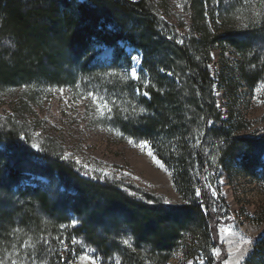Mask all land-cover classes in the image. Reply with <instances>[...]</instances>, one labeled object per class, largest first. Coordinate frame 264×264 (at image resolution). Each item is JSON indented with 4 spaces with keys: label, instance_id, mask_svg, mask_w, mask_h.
<instances>
[{
    "label": "trees",
    "instance_id": "obj_1",
    "mask_svg": "<svg viewBox=\"0 0 264 264\" xmlns=\"http://www.w3.org/2000/svg\"><path fill=\"white\" fill-rule=\"evenodd\" d=\"M259 2L264 5V0ZM184 3L189 31L176 39L174 31L172 34L155 27V0H0L1 90L31 83L42 90L62 87L69 69L85 72L94 42L115 50L117 43L126 39L140 51L142 73L150 83L149 98H141V102L149 113L138 127L129 129L135 132L133 135L143 136L158 160L170 170L180 199L179 205L172 206L130 198L114 186L74 170L47 150L35 153L54 165L50 171L62 179L64 189L71 187L75 195H58L53 204L41 190L27 188L22 192L17 189L20 164L7 167L20 151H34L21 135L11 131L5 134V146L0 150V191L8 196L4 204L14 207L3 210L0 201V255L13 243L19 245L29 237L36 246L33 256L47 264H62L63 256L54 248L53 237L58 234V217L66 219L70 210L69 214L79 218V226L70 236L87 242L102 262L116 259L119 264H168L178 251L183 256L181 264L199 253L206 257L207 264H223L226 254L218 231L231 222V215L224 203L214 198L207 183L206 140L200 139L197 146L194 141L196 135L202 134L210 141L222 137L228 148L224 158L230 162L235 161L237 150L245 148V158L249 160L243 159L241 164L250 175L255 160L248 154L253 148L264 149V133L230 136L233 123L222 120L212 103L209 50L215 44L228 45L244 57L250 43L264 38V17L256 19V25L245 32L239 43L224 18H213L214 12L210 14L212 30L205 25L204 2ZM195 24L201 27L196 32ZM108 26L112 30H107ZM258 56L251 63L243 60L237 69L251 90L258 82L264 85V51L256 61ZM169 67L180 71L188 91H179L182 86L176 78H169ZM73 77L76 78L68 76ZM16 195L29 196V202L15 208ZM17 228L22 231L13 232ZM125 241L128 246L123 245ZM210 249L219 254L210 256ZM244 264H264V236L256 239Z\"/></svg>",
    "mask_w": 264,
    "mask_h": 264
},
{
    "label": "rangeland",
    "instance_id": "obj_2",
    "mask_svg": "<svg viewBox=\"0 0 264 264\" xmlns=\"http://www.w3.org/2000/svg\"><path fill=\"white\" fill-rule=\"evenodd\" d=\"M201 1L207 6L205 25L212 30V19L219 16L224 18L227 29L235 32L239 43L244 40L245 32L256 25V19L264 17V5L259 0ZM184 2L186 0H155V27L175 33L173 37L176 39L179 34L187 33L189 16ZM211 12H214L213 18ZM163 23L169 28L165 29ZM200 28L199 24H195L193 31ZM107 30H112V26H108ZM246 48L244 57L228 45L215 44L209 50L212 103L222 120L233 123L230 129V136L233 138L264 133V85L258 82L251 90L237 73L238 65L243 60L251 63L255 55H259L256 61L259 60L264 51V38L253 41ZM90 49L93 56L85 72L75 73L69 69L66 75L76 78L69 79L66 76L62 79L65 83L60 88L42 90L31 83L0 89V150L5 146V134L15 131L34 151H20L7 167L12 168L15 162L21 166L17 189L22 192L27 188L41 190L53 204L57 202L58 195H75L71 187L64 189L62 179L50 171L54 165L35 153L36 150H47L74 170L82 172L88 178H96L114 186L130 198L179 205L180 199L172 183V173L160 160L163 167L148 155L151 151L155 156L149 142V147L142 148L141 142L147 140L143 136L133 135L135 132L129 129L138 127V122L149 113L141 102V98H149L143 93L150 83L142 73L140 51L126 39L120 40L115 50L97 42ZM133 68L139 79L131 75ZM250 68L254 69L252 65ZM169 69V78H176L182 86L179 91L187 90L180 71L174 67ZM89 93L98 98L96 102ZM182 96L185 94L182 93ZM27 102L30 103L26 105ZM104 103L111 111L98 107ZM140 109L145 111L141 112ZM221 138L210 141L203 134L196 135L194 145L197 146L200 139L206 140L204 143L209 151L207 183L212 194L215 193L214 198L222 201L231 215V222L218 231L226 254L223 264H237L241 252L247 249L241 262L244 264L256 239L264 236V149L253 148L249 152L248 158L255 160L252 174L249 175L241 164L242 161L249 160L245 158L246 149H239L240 152L237 150L235 161L230 162L224 158L228 148L226 141ZM130 140L133 143H129ZM33 144L37 147L33 148ZM155 159L158 160L156 156ZM2 167L0 165V169ZM47 174H51L52 178ZM4 176L3 174L2 177ZM13 193L17 194L15 189ZM0 197L2 209L12 210L14 205L4 204V201H9L7 194L0 191ZM29 199V196L23 198L16 195L13 197L15 208L25 205ZM69 211L66 219L58 217V234L53 237L54 248L63 256L61 263L91 264L90 261L80 259L81 256L89 255L95 259L96 264H117L116 259L100 261L87 242L70 236L79 226V218L69 214ZM74 220L77 221L75 225L72 223ZM226 227L231 228L229 233L221 231ZM125 237L120 236L121 239ZM28 238L24 237L21 243ZM73 239L76 243L72 242ZM61 240L64 241L63 244L60 243ZM243 240H252L254 244H243ZM16 243L18 245L19 242ZM123 245L128 246L125 243ZM237 247L240 252H237ZM209 254L217 255L213 253V249H210ZM182 261V254L176 251L168 264H181ZM190 261L192 264H207L202 253L188 259L186 264Z\"/></svg>",
    "mask_w": 264,
    "mask_h": 264
},
{
    "label": "snow or ice",
    "instance_id": "obj_3",
    "mask_svg": "<svg viewBox=\"0 0 264 264\" xmlns=\"http://www.w3.org/2000/svg\"><path fill=\"white\" fill-rule=\"evenodd\" d=\"M133 59L135 60L136 58L133 57ZM161 71H163V69H161ZM169 74L171 75V73H169ZM131 75L134 78L139 79V77L137 76V71H136L135 68H133L131 70ZM88 95L93 98L94 102L97 101L98 98L93 96L92 93H89ZM143 95L144 96H148L149 94H148L147 91H145L143 93ZM98 107L101 108V109H107L108 111H111V109L108 108V105L106 103L99 104ZM140 111L143 112L145 110L144 109H140ZM129 143H133V141L130 140ZM140 146L142 148L149 147L148 141H142ZM32 147L36 148L37 145L33 144ZM148 155L152 156L153 159L155 160V162L158 165H160L161 167H163L161 162L159 160L155 159V156L153 155V153L151 151L148 152ZM213 194L215 195V193H213ZM197 195H199V190H197ZM165 203H170V202L169 201H165ZM72 223H73V225H75L77 223V221L74 220ZM20 231H22V230L19 229V228L13 230V232H20ZM221 231H223L224 233H229L231 231V228L226 227V228L221 229ZM72 242L76 243V240L73 239ZM44 243L47 244L48 242L44 241ZM60 243L63 244L64 241L61 240ZM124 243L127 244L128 242L125 241ZM242 243L246 244V245H253L254 241H252V240H243ZM33 251H36V246H35L34 243L31 242V238H28V239L24 240L23 243H21L19 245H16L15 243H13L9 249L4 250V254L3 255H0V264H47L46 260L40 259L38 256H33L31 254ZM237 252H240V248L239 247H237ZM246 252H247V249L244 252H241L240 258H239L237 264H241V262L243 261V259L245 257ZM213 253L217 254V255L219 254L218 250H216V249H213ZM80 259L84 260V261H90L91 264H96L95 259L93 257L89 256V255L81 256ZM117 264H119V262H117ZM189 264H192V262L190 261Z\"/></svg>",
    "mask_w": 264,
    "mask_h": 264
}]
</instances>
